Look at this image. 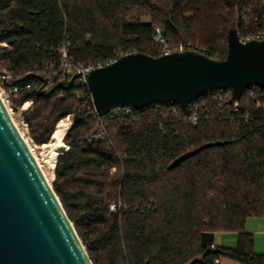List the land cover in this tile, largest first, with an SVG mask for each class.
Wrapping results in <instances>:
<instances>
[{"label":"trees","instance_id":"16d2710c","mask_svg":"<svg viewBox=\"0 0 264 264\" xmlns=\"http://www.w3.org/2000/svg\"><path fill=\"white\" fill-rule=\"evenodd\" d=\"M130 7L149 21L129 18ZM255 18L264 25L257 0H0V42L7 44L0 73L12 72L22 89L15 109L32 100L21 112L28 136L48 143L59 120L70 117L51 186L92 264H217L220 256L264 264L244 230L247 217L264 213V112L248 102L246 88L236 113L231 100L200 96L210 113L195 125L177 103L99 115L77 77H57L45 88L56 48L66 40L80 63L120 51L159 55L152 39L158 24L174 48L182 43L223 58L228 30ZM219 230L237 231V246L215 245Z\"/></svg>","mask_w":264,"mask_h":264},{"label":"water","instance_id":"95a60500","mask_svg":"<svg viewBox=\"0 0 264 264\" xmlns=\"http://www.w3.org/2000/svg\"><path fill=\"white\" fill-rule=\"evenodd\" d=\"M85 77L99 115L117 106H186L218 88L229 89L233 99L239 100L246 88L264 87V39L242 41L230 28L223 58L195 49L159 55L133 51L91 69ZM189 153L176 157L169 167ZM0 264H92L1 97Z\"/></svg>","mask_w":264,"mask_h":264},{"label":"built area","instance_id":"2783aa9c","mask_svg":"<svg viewBox=\"0 0 264 264\" xmlns=\"http://www.w3.org/2000/svg\"><path fill=\"white\" fill-rule=\"evenodd\" d=\"M257 8L260 10H264V0H257ZM256 19L257 18H255V21L253 22L243 21L240 25H238L237 28H235L240 40L245 41L249 39H264V25H260L258 20ZM152 29H153L152 39L155 42L159 43L161 46L159 50V54L168 53L173 50L195 49L193 47L185 48L182 43H180L176 48H174L173 43L169 40V38H167L162 33V29L158 24H152ZM6 45H7L6 43L0 42V47ZM56 51L58 53L57 58L54 61H51L47 64V66L50 67L52 71L50 72L49 75H47L49 80L45 88H48L52 84L53 80L57 77H64V78L77 77L78 82L87 87L86 77H85L87 72H89L91 69L95 67H99L104 64H107L115 60L118 56L122 55V51H120L121 53H119L117 57L109 58L105 61H99L96 63L75 62L68 55L66 40H64L62 44L58 48H56ZM43 76H46V74L44 73ZM0 78L5 83L4 84L2 83V81H0V97L4 102V104L7 106L9 112H12L15 109L13 106V102L17 99L22 89L19 86V84L14 81L12 72L0 73ZM24 87L28 92L30 88V84L26 83ZM248 88H250L246 94L248 102L251 101L253 103L254 109L261 110L264 112V87H258L256 85H252ZM206 95H207L206 99L216 100L219 103H224V102L227 103L228 101L231 100L232 102L230 108L234 113L238 111L240 99L239 100L233 99L231 91L229 89H224V88L211 89L206 93ZM31 102L32 100L28 99L25 102H23L20 106H18L16 109H19L21 113L28 108ZM26 103L27 105L25 106V108H23V106ZM162 105L163 104H147L137 109L128 106H117L111 108L106 114L117 115V116L133 115L135 110H143V111L158 110V109H162ZM183 107H185V111H186L185 118L192 125H195L197 123V121L199 120L200 116L203 113L204 114L210 113L209 105L203 100L198 101V98L191 101L190 103H188L186 106ZM170 110L173 113V115L175 116L177 115V111L174 107L170 106ZM21 123L23 124L25 130L27 131L26 124H24L22 119H21ZM21 134L23 135V132ZM98 136L101 138L105 137V130L103 127L99 128ZM89 139L90 137H88V140ZM115 209H116V204L114 203L111 204L109 210L114 211Z\"/></svg>","mask_w":264,"mask_h":264},{"label":"crops","instance_id":"0c3cea01","mask_svg":"<svg viewBox=\"0 0 264 264\" xmlns=\"http://www.w3.org/2000/svg\"><path fill=\"white\" fill-rule=\"evenodd\" d=\"M140 20L142 22L149 21L146 19V14H141ZM245 232L252 235L253 251L257 254L264 255V213L260 216H249L244 223ZM238 232L235 230H219L214 232V244L235 248L237 246ZM217 264H247L237 259L220 256L216 259Z\"/></svg>","mask_w":264,"mask_h":264},{"label":"rangeland","instance_id":"374dc122","mask_svg":"<svg viewBox=\"0 0 264 264\" xmlns=\"http://www.w3.org/2000/svg\"><path fill=\"white\" fill-rule=\"evenodd\" d=\"M140 10L137 7H130L128 10V17L129 18H133V17H139L142 16L141 13L139 12ZM146 19H148V15H146L145 17ZM88 38V36H87ZM1 79V78H0ZM13 119L15 120V122L17 123L19 129L23 132V136L25 137L29 148L31 150V152L33 153V155L35 156V158L37 159L39 166L41 167V170L43 171L44 175L46 177H48L47 179L49 180L50 177L49 172L53 169H51L48 165L47 162H49L52 159V155H51V147H46L42 145H36L28 136L27 131L25 130L23 124L21 123V113L19 109H14L12 112H10ZM69 117V116H68ZM69 122H70V117H69ZM21 132V133H22ZM66 146V144H65ZM63 146V147H65ZM62 147V148H63ZM60 151V150H59ZM53 179V178H52ZM52 179L49 180V182L52 181ZM113 204V203H111ZM110 204V205H111ZM110 205H109V209H110ZM110 211V210H109Z\"/></svg>","mask_w":264,"mask_h":264},{"label":"bare ground","instance_id":"6f19581e","mask_svg":"<svg viewBox=\"0 0 264 264\" xmlns=\"http://www.w3.org/2000/svg\"><path fill=\"white\" fill-rule=\"evenodd\" d=\"M26 105H27V103L23 106V108H25ZM68 125H69V117L68 116L59 120V122L56 125V128L54 129V131L51 135L50 141L48 143L42 144V147L43 146H46V147L50 146L51 147L52 159L49 162H47V165L51 169L54 168L55 160H56V157H57L59 150L63 146H65V143L63 142V136L66 132ZM48 176L50 177V179L53 178V171L52 170L49 172ZM46 178H48V177H46Z\"/></svg>","mask_w":264,"mask_h":264}]
</instances>
